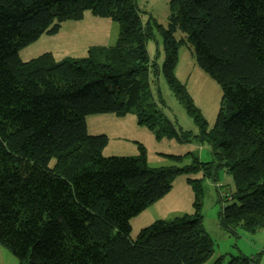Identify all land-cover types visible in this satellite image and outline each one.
Listing matches in <instances>:
<instances>
[{
  "label": "trees",
  "instance_id": "1",
  "mask_svg": "<svg viewBox=\"0 0 264 264\" xmlns=\"http://www.w3.org/2000/svg\"><path fill=\"white\" fill-rule=\"evenodd\" d=\"M87 11L119 25L113 47L57 62L51 53L29 62L19 52ZM161 27L171 91L194 115L215 160L171 157L151 169L137 157H104L105 135L86 119L133 112L159 139L176 134L151 89L152 62L136 0H0V247L20 264H205L214 242L203 224L202 180L189 178L194 214L156 221L131 238V219L165 197L181 175L234 179L219 227L238 235L264 229V0H171ZM182 32L184 38L175 35ZM222 90L213 130L176 78L181 47ZM185 139L187 135L180 133ZM181 138V139H182ZM222 258L215 264H221ZM235 257L229 264H252Z\"/></svg>",
  "mask_w": 264,
  "mask_h": 264
},
{
  "label": "rangeland",
  "instance_id": "2",
  "mask_svg": "<svg viewBox=\"0 0 264 264\" xmlns=\"http://www.w3.org/2000/svg\"><path fill=\"white\" fill-rule=\"evenodd\" d=\"M171 0H136L144 26L152 28V38L146 48L152 62L157 64L159 72L151 73V89L166 117L175 124L176 134L170 138H158L149 129L138 125L133 112L124 118L112 114L92 115L87 117L89 135H105L109 143L103 151L104 157H137L140 147L146 151L147 164L151 169L166 168L175 163L171 157H182L181 165H189L191 157H197L202 163L215 160L211 146L201 140V128L194 115L171 91L161 71L165 62V51L161 27H168ZM119 36V25L110 19L95 17L87 11L81 21H68L54 36L43 35L36 42L24 47L19 52L23 62H29L44 54L51 53L57 62L65 58H83L93 47H113ZM177 40L184 38L182 32L175 35ZM194 49L185 45L178 55L175 70L176 78L186 86L187 92L207 122V130H213L221 109L222 90L197 64ZM187 135L185 139L178 137ZM182 138V139H181ZM217 179L203 178V174L177 177L171 191L157 203L140 215L131 219V238L135 240L140 231L156 221H170L176 217L194 214L195 195L189 178L202 180L203 224L214 242L213 255L205 264H215L222 258L221 264H229L235 257L252 259V264H264V229L250 233L242 228L238 235L223 231L219 227V215L222 207L229 205L227 195L235 191L234 179L225 168L221 167ZM0 264H20L4 247H0Z\"/></svg>",
  "mask_w": 264,
  "mask_h": 264
}]
</instances>
